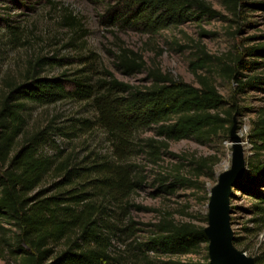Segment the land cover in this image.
I'll return each instance as SVG.
<instances>
[{"label": "trees", "instance_id": "trees-1", "mask_svg": "<svg viewBox=\"0 0 264 264\" xmlns=\"http://www.w3.org/2000/svg\"><path fill=\"white\" fill-rule=\"evenodd\" d=\"M111 1L102 15L106 25L149 35L215 12L204 0ZM222 2L237 17L240 9L254 4ZM198 47L201 54L192 65L203 68L215 60L224 76L235 82L236 93L246 88L264 90V73L245 76L242 72L264 68V43L244 50L249 56H259L258 61L245 60L241 51L225 59L211 57ZM132 55L123 50L118 56L124 74L145 67L140 55ZM196 75L194 85L152 68L148 70L150 84L140 87L107 70L96 78L83 69L57 76L27 70L20 81L8 83L0 91V259L11 258L16 264H214L209 251L201 258L188 256L209 246L206 227L177 221L166 212L145 236H139L131 217L132 210L146 209L131 201L146 183L132 158L147 154L156 161L170 141H206L232 131L234 104L226 107L229 102L210 76ZM63 100L86 102L93 107V117L71 116L62 124L51 119L26 134L31 104ZM250 123L248 140L254 156L247 160L249 176L244 182L234 179L231 187L248 191L254 199L249 211L255 224L245 229L258 233L264 231V189L252 185L264 186V159L259 158L264 153V107ZM94 127L103 131L108 152L87 149L80 155L74 148L64 151L55 143L56 136L77 138ZM147 130L153 135L142 136ZM167 175L158 180V191H169L176 182L193 181L179 173ZM50 176L54 178L43 185ZM169 177L172 180L165 182ZM238 239L233 236L230 245ZM237 252L243 254L244 249ZM250 261L264 264V245Z\"/></svg>", "mask_w": 264, "mask_h": 264}, {"label": "rangeland", "instance_id": "rangeland-1", "mask_svg": "<svg viewBox=\"0 0 264 264\" xmlns=\"http://www.w3.org/2000/svg\"><path fill=\"white\" fill-rule=\"evenodd\" d=\"M204 1L215 11L212 15L204 14L149 35L135 29L106 25L102 15L112 4L111 0H0V91L7 88L8 83L20 81L27 70L57 76L83 69L95 78L99 72L107 70L121 81L144 87L150 84L148 70L158 68L194 85H197L196 74L205 73L229 102L226 107L234 104V122L228 134L220 133L206 141L194 138L170 141L167 150L162 151L156 161L147 154L132 158L146 179L144 186L131 196L132 202L146 208L131 212L139 236H145L152 229L151 224L166 212L177 221L190 220L209 227V204L223 175L232 169V153L236 148L242 152L236 178L244 182L249 176L247 160L254 156V150L248 132L258 109L264 107V90L246 88L243 93H236L235 82L224 76L215 60L203 68L192 62L201 54L198 46L211 57L225 59L241 51L245 60H260L259 56H249L244 50L264 43V0H242L254 4L246 7L247 10L240 9V17L226 8L222 0ZM123 50L129 57H133L132 53L140 55L145 61L144 69L124 74L118 67V56ZM44 61L46 63L42 65ZM242 72L245 76L263 74L264 68L243 69ZM93 114V107L84 101L31 104L25 132L31 133L51 119L62 124L71 116L92 118ZM151 135L150 130L142 134ZM55 143L64 151L74 148L80 155L87 149L102 153L109 149L105 135L98 127L77 138L56 136ZM259 158L264 159V153H260ZM177 173L193 180L192 183L176 182L169 191H158L161 176L168 178L167 174ZM53 178L48 177L43 185ZM171 180L169 177L165 182ZM260 185L252 187L263 190L264 186ZM253 201L248 191L233 187L228 190V229L231 238H240L232 246L235 250L244 249L248 258L264 245V231L257 233L245 229L253 228L255 224L250 220L254 215L249 211ZM207 251L209 246H202L200 253L188 256L201 258L208 254ZM0 264L16 263L8 258L0 259Z\"/></svg>", "mask_w": 264, "mask_h": 264}, {"label": "water", "instance_id": "water-1", "mask_svg": "<svg viewBox=\"0 0 264 264\" xmlns=\"http://www.w3.org/2000/svg\"><path fill=\"white\" fill-rule=\"evenodd\" d=\"M242 163V152L232 153V169L222 177L215 195L209 204L210 226L206 227L211 237L209 253L214 264H252L250 258L240 254L230 245V232L227 223L226 197Z\"/></svg>", "mask_w": 264, "mask_h": 264}]
</instances>
